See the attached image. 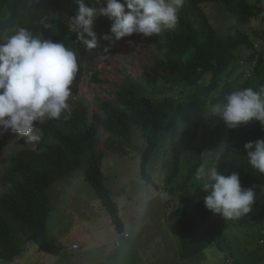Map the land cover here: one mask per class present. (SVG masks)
I'll list each match as a JSON object with an SVG mask.
<instances>
[{
  "label": "trees",
  "instance_id": "trees-1",
  "mask_svg": "<svg viewBox=\"0 0 264 264\" xmlns=\"http://www.w3.org/2000/svg\"><path fill=\"white\" fill-rule=\"evenodd\" d=\"M211 4L222 6L240 26H247L262 13L259 4L248 0H183L179 22L174 28L164 29L153 37L141 36L143 42L156 50L153 63L144 68L140 79L125 77L115 101L98 99L101 115H91L86 101L78 100L66 118L40 124L42 139L34 148L23 147L2 164L0 185L6 191L0 196V259L13 261L29 242L36 244L41 252L54 256L66 254L63 245L49 238L53 210L49 189L78 171L83 172L95 189L117 234L126 233L120 208L103 173V154L95 125L109 135L103 143L105 150L121 157L137 149L133 131L134 128L141 131L146 140L141 155V176L155 188L159 187L149 173L150 161L161 144L162 135L172 133L161 165L165 186L171 187L181 175L183 161L187 170L176 190L185 191L193 185L203 165V152L194 145L208 115L207 107L222 102L229 92L237 89L264 90V47L246 59H241L238 53L243 47L253 50L254 39H264V34L237 30L234 35H220L205 10ZM77 9L75 0H0V42L24 28L41 39L63 43L76 52L78 72L71 87V99L79 94L76 83L81 73L94 70L95 54L104 53V47L109 49L108 54L113 53L115 40L110 32L112 21L98 14L94 30L98 35L108 34L111 39L102 40L99 49L83 46L68 27ZM207 74L211 75L209 82L201 84ZM97 75L95 72L92 81L102 83ZM161 82L182 84L188 91L167 96L159 87ZM260 139H264V125L259 121L229 128V142L216 167L224 175L238 173L242 188L254 190V201L264 188V174L250 166L244 145ZM8 144V132L0 130V156ZM206 195L203 183L197 185L182 200V204L197 203V209L179 207L170 214V221L177 229L182 259L202 254L218 243L227 229L226 225L213 223L216 213L205 207Z\"/></svg>",
  "mask_w": 264,
  "mask_h": 264
},
{
  "label": "rangeland",
  "instance_id": "rangeland-1",
  "mask_svg": "<svg viewBox=\"0 0 264 264\" xmlns=\"http://www.w3.org/2000/svg\"><path fill=\"white\" fill-rule=\"evenodd\" d=\"M248 1L259 4L262 13L247 26H240L218 4L205 6L211 24L220 35H234L237 30L249 33L260 31L264 34V0ZM141 36L134 34L121 40L115 38L113 53H96L94 70L81 73L76 83L79 94L70 99V105L84 100L90 106L91 115H101L98 99L115 101L118 88L125 77L140 79L144 68L153 63L156 55L155 48L143 42ZM254 43L253 50L246 47L239 50L241 59H246L251 53L264 47L263 38L254 39ZM95 72L102 83L92 81ZM210 76L207 74L201 84L209 82ZM159 87L167 96L188 91L182 84L161 82ZM207 109L208 115L194 146L203 152L202 166L211 168L217 167V161L229 142V127L219 115L213 113L211 105ZM39 127L40 123L36 122L34 133ZM95 129L100 141V152L103 154V173L120 208L129 239L114 234L106 220L108 213L95 189L86 181L83 172L78 171L49 189L53 204L49 238L52 242L63 245L66 254L54 256L41 252L36 244L29 242L16 259H0V264H264V188H261V195L253 202L249 213L233 218H225L216 213L213 223L227 226L223 237L202 254L182 259L177 229L170 221V214L179 207L186 210L197 209V203L182 204V200L192 194L203 181L196 177L189 189L177 191L176 187L187 170V164L183 161L181 175L171 187L165 186L161 165L173 134L162 135L161 144L150 161L149 173L159 187L155 188L141 176V155L146 140L140 130L134 128L133 131L137 149L131 150L127 157H121L105 150L103 143L109 135L97 125ZM7 132L9 144L0 156V170L2 164L17 151L23 147L34 148L37 143H28V137H19V134L10 130ZM5 191L0 185V196ZM98 231L102 234L95 236ZM100 238L108 242L106 249L110 252L98 258L89 256L90 251L101 241ZM117 241L121 243L120 246L116 245ZM74 245L78 246L77 250L73 249Z\"/></svg>",
  "mask_w": 264,
  "mask_h": 264
},
{
  "label": "clouds",
  "instance_id": "clouds-1",
  "mask_svg": "<svg viewBox=\"0 0 264 264\" xmlns=\"http://www.w3.org/2000/svg\"><path fill=\"white\" fill-rule=\"evenodd\" d=\"M76 15L69 30L87 49H99L108 34L98 35L97 15L108 17L110 32L117 40L141 34L159 35L179 22L183 0H75ZM91 3L92 6H88ZM131 43V42H130ZM108 53L107 47L103 48ZM78 72L77 54L63 43L41 39L20 28L0 42V130L39 142L42 132L34 124L61 120L70 114L71 87ZM229 128L235 129L256 120L264 125V90L252 87L229 92L212 106ZM34 133V134H33ZM250 166L264 174V139L244 145ZM197 179L203 181L205 207L225 218L251 211L255 199L252 188L241 186L238 173L221 174L216 167L201 166Z\"/></svg>",
  "mask_w": 264,
  "mask_h": 264
},
{
  "label": "crops",
  "instance_id": "crops-1",
  "mask_svg": "<svg viewBox=\"0 0 264 264\" xmlns=\"http://www.w3.org/2000/svg\"><path fill=\"white\" fill-rule=\"evenodd\" d=\"M106 220H107V222L109 223V225L111 226V230L114 232V234H117V232H116V230H115V227L111 224V219H110V217H109V215H108V217L106 216ZM125 226H126V224H125ZM126 232H128V230H127V226H126ZM102 234V232H100V231H98L97 232V235H95V236H100ZM118 236H119V234H117ZM98 238V237H97ZM100 240H101V238H100ZM108 242H105V240H101L100 242H99V244L96 246V247H94V249H92L91 251H90V253H89V256H97L96 258H98L99 256H102L104 253L106 254V253H109L110 252V250H108V249H106V247L108 246V244H107ZM79 247H81V246H79ZM87 254V253H86ZM85 258V257H84Z\"/></svg>",
  "mask_w": 264,
  "mask_h": 264
},
{
  "label": "built area",
  "instance_id": "built-area-1",
  "mask_svg": "<svg viewBox=\"0 0 264 264\" xmlns=\"http://www.w3.org/2000/svg\"><path fill=\"white\" fill-rule=\"evenodd\" d=\"M122 237H124L125 239H129V234L128 233H125ZM116 245L117 246H120L121 243L119 241L116 242ZM73 249L77 250L78 249V246L77 245H74L73 246Z\"/></svg>",
  "mask_w": 264,
  "mask_h": 264
}]
</instances>
